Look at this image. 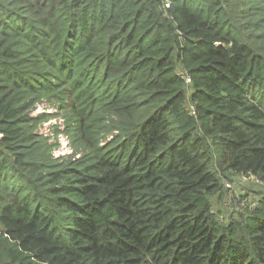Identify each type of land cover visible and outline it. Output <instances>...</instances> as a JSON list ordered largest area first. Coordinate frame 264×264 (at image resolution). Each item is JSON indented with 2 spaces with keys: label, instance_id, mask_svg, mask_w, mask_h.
I'll return each mask as SVG.
<instances>
[{
  "label": "trees",
  "instance_id": "obj_1",
  "mask_svg": "<svg viewBox=\"0 0 264 264\" xmlns=\"http://www.w3.org/2000/svg\"><path fill=\"white\" fill-rule=\"evenodd\" d=\"M0 134V264H264V0H0Z\"/></svg>",
  "mask_w": 264,
  "mask_h": 264
},
{
  "label": "built area",
  "instance_id": "obj_2",
  "mask_svg": "<svg viewBox=\"0 0 264 264\" xmlns=\"http://www.w3.org/2000/svg\"><path fill=\"white\" fill-rule=\"evenodd\" d=\"M186 84L190 83V76L187 73H182ZM189 112L195 114V108L193 105H189ZM39 113H46L48 116L41 120L38 125L37 132L43 136L46 141L50 144V154L54 159L64 160L67 158H75L80 155L79 152L75 151L69 141V138L64 131V120L62 115L57 110L54 104L48 103V101L41 100L36 103L32 110V115L35 116ZM1 136V134H0ZM242 180L248 178V175L241 174L239 176ZM227 187H230V182L225 183ZM238 197L234 198V206ZM244 199L237 201L238 206L244 204Z\"/></svg>",
  "mask_w": 264,
  "mask_h": 264
},
{
  "label": "rangeland",
  "instance_id": "obj_3",
  "mask_svg": "<svg viewBox=\"0 0 264 264\" xmlns=\"http://www.w3.org/2000/svg\"><path fill=\"white\" fill-rule=\"evenodd\" d=\"M60 114L62 115L61 111H60ZM239 176H238V179H232L231 181H228V180L225 181V182H230L231 188L229 187L227 189V192L223 195V197L221 199H218L216 202L217 209L220 210L222 214L223 213L230 214V210L235 208L234 201H233L234 198L241 197L242 199H246L247 201H249L251 198H254V195H253L254 192L258 191L262 187V184L259 182H256L251 179L241 180ZM231 195H234L235 197L231 199L232 203L231 205H229L228 200L230 199Z\"/></svg>",
  "mask_w": 264,
  "mask_h": 264
}]
</instances>
